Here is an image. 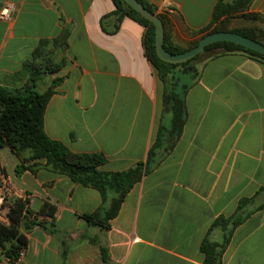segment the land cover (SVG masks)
<instances>
[{"label": "crops", "instance_id": "obj_1", "mask_svg": "<svg viewBox=\"0 0 264 264\" xmlns=\"http://www.w3.org/2000/svg\"><path fill=\"white\" fill-rule=\"evenodd\" d=\"M146 1L166 18L171 43L187 47L225 18L214 23L219 3L236 0ZM7 6L15 10L0 19V86L29 85L23 65L39 43L68 34L66 49L51 45L37 62L58 66L52 73L41 71L36 83L43 93L58 81L44 115L49 139L74 154L102 155L101 170L122 172L146 165L159 129H166L151 169L108 228L83 218L101 207L98 191L44 162L26 164L32 170L18 176V161L9 170L0 160L15 191L12 198L22 191L31 195L32 213L56 208L60 232L34 228L26 235L24 258L15 264H205L203 241L224 238L213 223L235 216L244 199L243 220L233 229L222 264H264V64L242 53L206 61L184 96L187 119L169 149L172 114L146 56L145 27L128 17L118 23L112 0H0V12ZM247 13L263 20L233 19L234 24L257 26L264 39V0H254ZM0 264L9 261L0 257Z\"/></svg>", "mask_w": 264, "mask_h": 264}, {"label": "trees", "instance_id": "obj_2", "mask_svg": "<svg viewBox=\"0 0 264 264\" xmlns=\"http://www.w3.org/2000/svg\"><path fill=\"white\" fill-rule=\"evenodd\" d=\"M112 1L115 6L113 15L117 17L118 23L128 17L146 28L144 37L146 56L157 71L163 85L165 110L172 114V126L167 132L172 138V142L168 145L169 149H172L180 138L187 119L184 96L191 84L200 76L202 65L206 61L224 54L242 53L264 64L263 55L230 42L211 44L198 56L185 63L164 62L156 54L153 24L139 15L124 0ZM137 1L163 21L164 48L169 53L187 52L196 47L200 39L217 32L237 33L264 45L263 31L259 27H236L233 22V19L236 18L256 22L263 20L259 15L247 13L254 0H236L233 4L219 3L214 14V23L225 18L211 31L206 29L198 33L201 37L187 47L171 43L167 20L164 16L157 14V8L154 5L146 0ZM67 40L68 34L63 32L57 39L43 40L39 43L33 52L32 59L23 65V72L30 75V83L27 88L12 90L0 86V155L3 150L8 149L15 156L18 161L15 169L18 176L26 170H32V166L26 167V164L44 162L47 168L68 177L74 183L98 191L102 197L101 207L91 215H84L83 218L89 225L108 228L109 223L117 217L125 197L140 181L143 174L151 169L149 163L152 162L155 151L160 148L164 134L162 132L166 129H159L146 165L140 163L122 172L101 170V167L106 163V159L102 155L74 154L63 143L49 139L44 130V115L58 81H53L43 93L36 89V83L43 74L41 71L52 73L57 70L58 66L53 65L50 60H46L47 62L41 67L37 62L43 59L46 49L51 45L56 50L66 49L68 47ZM184 76L189 78L188 82L182 80L181 77ZM247 202V199L240 201L235 216L230 219L221 218L213 223L212 227H219L223 230L224 238L221 243H213L208 238L203 241L201 250L205 255V264H222L223 255L230 242L233 229L243 220L239 213L246 207ZM28 213L30 214L32 211L27 208V203L19 198H12L2 209V214L9 220V225L0 222V257L8 259L9 264L18 262L20 252L28 246L26 235L34 228H43L51 235L59 236L60 234L54 223L56 208L46 206L40 211L39 214L50 218L46 222L32 221L28 218ZM105 253L104 251L103 255L107 262L108 258Z\"/></svg>", "mask_w": 264, "mask_h": 264}, {"label": "water", "instance_id": "obj_3", "mask_svg": "<svg viewBox=\"0 0 264 264\" xmlns=\"http://www.w3.org/2000/svg\"><path fill=\"white\" fill-rule=\"evenodd\" d=\"M133 10H135L139 15L144 19L150 21L155 28V45H156V54L164 62L170 64H181L185 63L204 51V49L214 43L218 42H230L240 46H243L247 49L255 51L264 56V45L256 42L248 37L242 36L237 33L232 32H217L211 33L200 39L198 45L191 50L180 53L172 54L169 53L164 48L165 41V28L163 21L157 15L151 13L147 10L140 2L137 0H124ZM236 20L249 23L250 21L243 18H236Z\"/></svg>", "mask_w": 264, "mask_h": 264}, {"label": "built area", "instance_id": "obj_4", "mask_svg": "<svg viewBox=\"0 0 264 264\" xmlns=\"http://www.w3.org/2000/svg\"><path fill=\"white\" fill-rule=\"evenodd\" d=\"M14 10L15 8L13 6L4 7L0 12V19L3 20L9 19L12 13L14 12ZM14 192L15 191L13 190L11 181L6 176H4V174L0 171V222L5 225H9V220L6 218L4 214H2V209L7 203L10 202L12 196L15 194ZM31 197H32L31 195L22 191L18 198L26 202L27 208H29L28 202L31 199ZM27 216L30 220L37 222H46L50 220L48 216L38 213H30V214L28 213ZM25 250L26 249H23L20 252L18 261H21L24 258Z\"/></svg>", "mask_w": 264, "mask_h": 264}, {"label": "rangeland", "instance_id": "obj_5", "mask_svg": "<svg viewBox=\"0 0 264 264\" xmlns=\"http://www.w3.org/2000/svg\"><path fill=\"white\" fill-rule=\"evenodd\" d=\"M234 26H236V24H234ZM28 87V85H26V86H24V87H22V88H19V90H23V89H25V88H27ZM13 155V154H12ZM11 154H9L8 152H7V150H3L2 151V153H1V155H0V160L7 166V168L9 169V170H11L12 169V163H13V161H14V163H16L17 162V160H16V158L14 157V155L12 156ZM13 163V164H14Z\"/></svg>", "mask_w": 264, "mask_h": 264}]
</instances>
